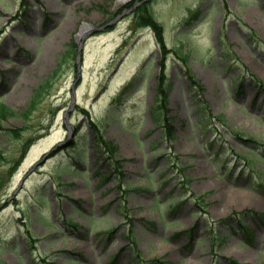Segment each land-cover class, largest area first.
Instances as JSON below:
<instances>
[{
  "label": "rangeland",
  "instance_id": "obj_1",
  "mask_svg": "<svg viewBox=\"0 0 264 264\" xmlns=\"http://www.w3.org/2000/svg\"><path fill=\"white\" fill-rule=\"evenodd\" d=\"M134 1L0 0V104L19 114L0 129V264H264V157L226 136L257 140L264 156V0H224L229 16L222 0H150L167 48L190 54L203 100L225 120L198 125V100L171 53V139L153 109L161 55L151 28L137 27ZM118 14L117 25L86 37L68 130L77 68L74 56L60 58L83 24ZM93 122L124 160V204L117 179L100 183L96 173L111 171ZM174 198V213L157 206Z\"/></svg>",
  "mask_w": 264,
  "mask_h": 264
},
{
  "label": "trees",
  "instance_id": "obj_2",
  "mask_svg": "<svg viewBox=\"0 0 264 264\" xmlns=\"http://www.w3.org/2000/svg\"><path fill=\"white\" fill-rule=\"evenodd\" d=\"M224 11H225V15H227V16L230 15V11H229V9L225 3H224ZM136 14H137V24H138L137 26H146V27L152 28V30L155 34L156 40L158 42L160 52L163 56V59L160 62L161 73H160L159 79H158L157 103H158V108L164 110V109H166V107L168 105V88L166 86L167 77L165 74V70H166L165 61H166L167 55L170 53V51L167 49V44H166L165 37H164V28L152 16L150 9H149V4H143L136 11ZM73 47L75 48L76 45L73 44V46H70L68 48V54H73L76 52L73 49ZM65 56H66V54L63 56V59L65 58ZM180 60L184 64L185 76L189 81L190 88H192V91H193V93H195V96L198 100L197 112L199 113V119H200L199 125L204 124V123H211L213 120L212 117L214 118V115L211 116L209 104L203 100L202 94H203L204 89L200 85V83L197 81V79L195 78L192 71L189 69L188 57L187 56L180 57ZM247 72H248V74H251V76L253 77V79L255 81L260 83V81L255 77V75L253 73H250L249 71H247ZM56 73L57 72H55L54 75H56ZM49 82H50V79H47L46 81H44L40 85L39 88L36 89L35 95H34L32 102H31V106L25 111V113H23V115L27 116L36 108V105L38 104L39 100L42 98L43 92L49 86ZM16 115H17V113L14 110H11V109H9V108H7L1 104L0 105V127H1V122L3 120H6L10 117H14ZM216 117L221 122L224 121L223 118H221L220 116H216ZM164 128H165V134H166L165 137L167 139H171L174 136V128H173V125L170 122L169 118H165ZM91 129L94 133V142L98 146L97 151H102L101 156H107L108 161H110L112 163V168L119 178L118 188L120 189L121 193L128 192L129 189L126 186H124L125 173L122 171V159L118 157V151H119L118 147L112 141L106 139L101 134L100 129L98 128V126L96 124L92 123ZM12 133H14V131H12ZM231 133L233 135H235V137L237 139L248 144L250 147L257 148L259 145V143L257 141H255L254 139L244 137L243 135H239L238 133H235V132H231ZM229 135L230 134H228V136ZM15 136H18V135H15ZM253 154L255 155V157L257 159H259L258 152H255V150H254ZM107 179H108L107 175L102 174L101 180L105 181ZM174 201L175 200L171 201V205L174 203ZM124 202H125V198H124ZM163 205H165V203Z\"/></svg>",
  "mask_w": 264,
  "mask_h": 264
},
{
  "label": "water",
  "instance_id": "obj_3",
  "mask_svg": "<svg viewBox=\"0 0 264 264\" xmlns=\"http://www.w3.org/2000/svg\"><path fill=\"white\" fill-rule=\"evenodd\" d=\"M117 20H114V21H111L109 22L108 24L104 25L103 27H100V28H93L92 26L90 25H87L85 24L84 27L82 28L81 32H80V36H78V52H77V66H78V74H77V78L74 82V85L72 87V103H71V109L75 106L76 104V92H75V87H76V84L77 82L79 81L80 77H81V64H82V51H83V47H84V40H85V37L87 36L86 33H92V32H99V31H102L112 25L115 24ZM83 42H82V41ZM67 115H68V112L65 113V120L67 121Z\"/></svg>",
  "mask_w": 264,
  "mask_h": 264
}]
</instances>
